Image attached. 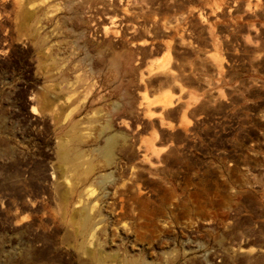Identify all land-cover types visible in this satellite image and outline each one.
Instances as JSON below:
<instances>
[{"label": "rangeland", "instance_id": "374dc122", "mask_svg": "<svg viewBox=\"0 0 264 264\" xmlns=\"http://www.w3.org/2000/svg\"><path fill=\"white\" fill-rule=\"evenodd\" d=\"M0 264H264V0H0Z\"/></svg>", "mask_w": 264, "mask_h": 264}, {"label": "bare ground", "instance_id": "6f19581e", "mask_svg": "<svg viewBox=\"0 0 264 264\" xmlns=\"http://www.w3.org/2000/svg\"><path fill=\"white\" fill-rule=\"evenodd\" d=\"M111 143H112V140L111 141L109 140V143L107 142V145H106L107 147H105L106 149L104 148L105 152H104V150L102 151V152L106 153V156L110 152V146L112 145ZM109 155H111V154H109Z\"/></svg>", "mask_w": 264, "mask_h": 264}]
</instances>
